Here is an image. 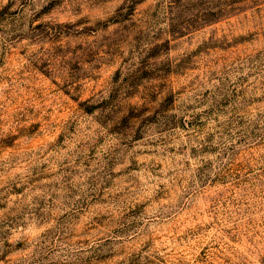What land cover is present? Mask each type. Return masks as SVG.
Wrapping results in <instances>:
<instances>
[{
    "label": "rangeland",
    "instance_id": "374dc122",
    "mask_svg": "<svg viewBox=\"0 0 264 264\" xmlns=\"http://www.w3.org/2000/svg\"><path fill=\"white\" fill-rule=\"evenodd\" d=\"M0 264H264V0H0Z\"/></svg>",
    "mask_w": 264,
    "mask_h": 264
}]
</instances>
